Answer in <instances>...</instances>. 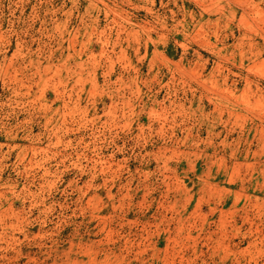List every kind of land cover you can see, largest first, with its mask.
I'll list each match as a JSON object with an SVG mask.
<instances>
[{
  "label": "rangeland",
  "instance_id": "rangeland-1",
  "mask_svg": "<svg viewBox=\"0 0 264 264\" xmlns=\"http://www.w3.org/2000/svg\"><path fill=\"white\" fill-rule=\"evenodd\" d=\"M0 264H264V0H0Z\"/></svg>",
  "mask_w": 264,
  "mask_h": 264
}]
</instances>
